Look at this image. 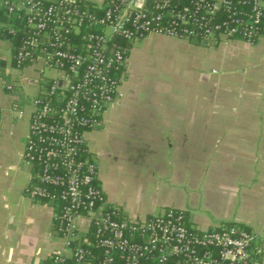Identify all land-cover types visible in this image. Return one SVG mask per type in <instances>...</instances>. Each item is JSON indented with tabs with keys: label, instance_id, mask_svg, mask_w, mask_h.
<instances>
[{
	"label": "built area",
	"instance_id": "built-area-1",
	"mask_svg": "<svg viewBox=\"0 0 264 264\" xmlns=\"http://www.w3.org/2000/svg\"><path fill=\"white\" fill-rule=\"evenodd\" d=\"M0 8L16 22L9 33L20 35L14 69L36 71L40 80L43 70L55 73L28 103L21 156L28 168L23 194L57 211L62 246L50 264H264V241L253 249L256 235L243 228L191 230L183 212L170 208L123 218L96 185L85 139L122 97L131 43L161 36L253 44L264 29V0H1ZM18 102L14 96L8 113L21 118Z\"/></svg>",
	"mask_w": 264,
	"mask_h": 264
},
{
	"label": "crops",
	"instance_id": "crops-1",
	"mask_svg": "<svg viewBox=\"0 0 264 264\" xmlns=\"http://www.w3.org/2000/svg\"><path fill=\"white\" fill-rule=\"evenodd\" d=\"M82 1L97 6L104 0ZM227 44L203 46L161 36L132 44L120 84L122 97L104 111L98 129L86 134V148L106 205L123 218L140 220L177 209L188 229L206 231L230 224L253 232V249H260L264 29L253 44L230 39V70L194 72L203 66L204 56L213 59L212 50ZM161 50L165 62L180 64L170 74L142 79L136 74V57ZM182 53L194 69L184 65L177 77ZM138 67L143 69L140 62ZM1 110L0 264H49V257L62 246L53 230L55 209L27 198L23 189L28 171L24 178L16 172L28 114L13 126L8 108ZM19 129L21 135L15 133ZM77 224L84 237V222ZM261 253L264 259V248Z\"/></svg>",
	"mask_w": 264,
	"mask_h": 264
},
{
	"label": "rangeland",
	"instance_id": "rangeland-1",
	"mask_svg": "<svg viewBox=\"0 0 264 264\" xmlns=\"http://www.w3.org/2000/svg\"><path fill=\"white\" fill-rule=\"evenodd\" d=\"M140 41V40H139ZM136 42H133L130 44H134ZM205 46V45H203ZM10 44L7 41H4L0 39V111H1V119H2V110L4 108H8L10 106V103L13 99V97H17L19 102L17 103L18 107L23 113L22 118L28 114L29 115V101L32 100L37 92L42 89L45 86V82L49 79V77H52L55 75L53 71L49 70H43L41 73V80L37 78L36 71L29 69H23V70H16L13 66L10 64ZM224 49V50H223ZM214 52L213 59L207 60V58L204 56V64L201 68L195 69L194 72H200V71H209V70H216V73L221 72L222 70H230V41L229 43L224 47H217L212 50ZM161 52L162 54H160ZM159 52H151V53H145L144 58L143 56H138L135 59V62H137L136 66V74L140 73V76L150 78L153 75L157 74H170L173 72V70L176 69L177 64H180V61L175 60L174 63L168 64L164 61L165 55L163 54V51ZM132 55V53L130 54ZM163 55L164 57H160ZM186 55L182 53L180 60L184 61L183 64L176 70L177 72L174 73L177 77H180L181 70L183 69L184 65H187V70H192L194 67L189 66V61H185ZM138 62H140V65L142 66L139 69ZM130 67V62H129ZM153 67L156 68L155 72L153 70ZM150 68V69H146ZM159 72V73H158ZM189 73V72H187ZM215 73V74H216ZM196 73H193L195 75ZM185 76V75H184ZM191 76V75H190ZM21 79H30L36 81L35 85H24L21 83ZM43 79V80H42ZM9 83V84H8ZM224 83V82H223ZM228 83V82H227ZM227 83L225 84V87L227 86ZM12 84V85H11ZM224 85V84H223ZM11 87V91H8L6 87ZM13 87V89H12ZM221 87V86H220ZM230 105V104H229ZM6 106V107H5ZM10 122L13 126H18L20 124L19 117L15 113H11L9 115ZM1 122V121H0ZM98 129V128H97ZM93 131V130H92ZM16 134L21 135V130L15 132ZM22 152V150H21ZM90 159H92V156H90ZM94 159V158H93ZM93 163L95 164L94 160ZM18 174L17 176H20L21 178H24V175L26 171H28V168L24 165L23 161L21 160V157L16 165ZM12 172V171H10ZM9 175H12L9 173ZM161 213V212H160ZM159 213H153L151 216L156 215Z\"/></svg>",
	"mask_w": 264,
	"mask_h": 264
},
{
	"label": "trees",
	"instance_id": "trees-1",
	"mask_svg": "<svg viewBox=\"0 0 264 264\" xmlns=\"http://www.w3.org/2000/svg\"><path fill=\"white\" fill-rule=\"evenodd\" d=\"M14 24H16V22L13 20L12 17H8L5 9L0 8V39L7 41L10 44V64L11 66H13V57L16 53L18 44H19V40H20V35L19 33H15V35L10 34L9 33V28H14ZM8 26V27H6ZM0 121H1V111H0ZM57 211H55L56 213ZM230 225V224H228ZM57 227V223L55 221V219H53V230L55 231ZM88 238V237H87ZM91 242V240L89 241ZM91 253H94L95 256H98L99 253L95 252V250H93L92 248H90ZM49 264H50V260H49Z\"/></svg>",
	"mask_w": 264,
	"mask_h": 264
},
{
	"label": "water",
	"instance_id": "water-1",
	"mask_svg": "<svg viewBox=\"0 0 264 264\" xmlns=\"http://www.w3.org/2000/svg\"><path fill=\"white\" fill-rule=\"evenodd\" d=\"M21 83L24 85H35L36 81L30 79H21ZM59 84L62 85V82H60Z\"/></svg>",
	"mask_w": 264,
	"mask_h": 264
}]
</instances>
